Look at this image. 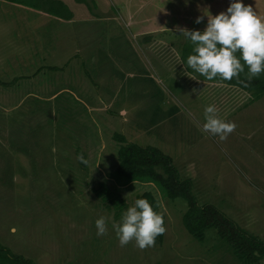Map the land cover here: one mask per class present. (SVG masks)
Returning a JSON list of instances; mask_svg holds the SVG:
<instances>
[{"label": "rangeland", "instance_id": "obj_1", "mask_svg": "<svg viewBox=\"0 0 264 264\" xmlns=\"http://www.w3.org/2000/svg\"><path fill=\"white\" fill-rule=\"evenodd\" d=\"M204 2L94 0L64 21L0 0L1 245L31 264H242L214 228L188 235L182 199L114 177V133L160 149L199 204L264 242V92L185 69L177 29ZM209 105L237 125L226 141L203 129ZM145 190L166 232L154 247H121L112 225Z\"/></svg>", "mask_w": 264, "mask_h": 264}, {"label": "clouds", "instance_id": "obj_2", "mask_svg": "<svg viewBox=\"0 0 264 264\" xmlns=\"http://www.w3.org/2000/svg\"><path fill=\"white\" fill-rule=\"evenodd\" d=\"M205 16L207 25L203 32L177 29L193 45V54L187 57L185 69H191L208 81L217 77L229 82L234 78L239 79L245 67L248 69V81L264 74V21L252 6H245L241 0H230L226 11L215 16L206 11L196 18L195 23L201 24ZM185 75L191 77V72L186 71ZM204 118V131L218 136L220 141H226L237 127L234 122L219 118L214 105L204 109ZM77 159L82 164L88 163L83 155ZM95 225L98 236L107 234L106 217L98 218ZM164 225L163 216L154 210L147 199H137L134 206L122 214L120 223H114L112 227L121 247L135 241L136 247L145 250L154 247L156 239L165 234Z\"/></svg>", "mask_w": 264, "mask_h": 264}, {"label": "trees", "instance_id": "obj_3", "mask_svg": "<svg viewBox=\"0 0 264 264\" xmlns=\"http://www.w3.org/2000/svg\"><path fill=\"white\" fill-rule=\"evenodd\" d=\"M5 2L22 5L27 8L39 10L50 16L70 20L71 12L67 6L60 0H3ZM83 3L91 12L95 8L94 0H74ZM193 30V29H189ZM201 31V30H199ZM203 32V31H201ZM193 45L187 40L181 48V60L186 64L187 57L192 53ZM243 63V61H242ZM247 67L244 73L240 74L239 79L224 81L218 77L212 81H222L227 85L235 86L244 91L251 92L252 99L257 98L264 92V74L251 81L246 79ZM247 85V86H245ZM113 137L118 143L114 168V177L119 180H140L152 182L161 189V192L168 199L180 198L185 202V210L181 213V224L188 235L195 239L202 238V231L205 228L212 227L216 234L226 242L233 255L242 263H255L264 257V242L253 234L237 225L225 214L219 211L211 204H199L192 194V184L189 178H180L177 170L171 163V158L162 153L160 149L150 145H138L134 142H126L123 135L114 133ZM107 189L98 193L102 200L110 196H103ZM112 194V192H110ZM109 193V195H111ZM137 199H147L158 210V204L153 194L148 191H142L134 197ZM162 235L156 239L155 243H160ZM0 264H31L30 261L21 255L11 253L6 247L0 244Z\"/></svg>", "mask_w": 264, "mask_h": 264}, {"label": "crops", "instance_id": "obj_4", "mask_svg": "<svg viewBox=\"0 0 264 264\" xmlns=\"http://www.w3.org/2000/svg\"><path fill=\"white\" fill-rule=\"evenodd\" d=\"M60 1L63 2L67 6V8L70 10L72 14L71 16L72 19L75 17V12L73 9L74 5L80 6L85 10L83 4H80L79 2H75L74 0H72L73 1L72 3L68 2L67 0H60ZM241 2L245 6H249V5L252 6L253 10L256 12L258 17L261 19L260 13H261V10L264 9V0H241ZM229 6H230V0H206V2H204V5L199 4V8L198 7L196 9L190 8L189 13H188V19H189V25H190L189 29L203 31L207 25V17L206 16L204 17V21L201 24H196L195 20L197 17L203 16L206 11L210 12L213 16H215L219 14L220 12L226 11ZM44 15H48V14L44 13ZM57 19L63 20L59 18ZM64 21H67V20H64Z\"/></svg>", "mask_w": 264, "mask_h": 264}]
</instances>
